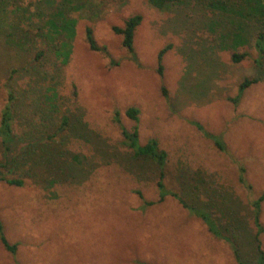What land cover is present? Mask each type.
<instances>
[{"label":"rangeland","instance_id":"rangeland-1","mask_svg":"<svg viewBox=\"0 0 264 264\" xmlns=\"http://www.w3.org/2000/svg\"><path fill=\"white\" fill-rule=\"evenodd\" d=\"M0 1V120L12 90L18 150L34 145L20 165L32 171L15 173L24 186L0 181V220L17 246L13 254L0 242V264H237L230 243L177 198L157 202L158 165L123 145L121 125L135 126L126 115L131 107L139 110L140 143L156 139L168 154V192L209 212L238 242L244 264H254L253 203L264 193L258 0H181L163 10L148 0H68L64 14L76 25L66 63L54 53L60 39L52 41L46 27L64 0ZM134 15L143 18L135 59L113 31ZM87 29L104 52L91 50ZM166 47L160 75L158 54ZM236 53L248 57L234 63ZM246 80L257 82L236 105ZM48 88L58 93L54 112L47 111ZM62 116L70 127L52 137ZM193 122L218 135L225 150ZM2 149L0 143V164ZM261 242L264 250V233Z\"/></svg>","mask_w":264,"mask_h":264},{"label":"trees","instance_id":"trees-1","mask_svg":"<svg viewBox=\"0 0 264 264\" xmlns=\"http://www.w3.org/2000/svg\"><path fill=\"white\" fill-rule=\"evenodd\" d=\"M181 0H148L149 4L158 10H163L167 8L169 5H173L178 3ZM68 0H64L60 3L57 8V12L53 13L50 19L46 22V27L50 29L49 38L54 41L56 39H60V43L58 45H54V53L56 57L62 59L63 63H66L71 54V41L75 36V25L76 20L66 17L65 13V4H69ZM259 8L257 9L259 12H264V0H258ZM3 8V2L0 1V10ZM143 18L139 15H134L127 19L124 23L123 27H114L113 31L115 34L123 37V46L128 49V51L133 55L134 59L135 50H134V40L135 34L138 27L141 25ZM87 42L93 51H102L104 52V48H100L94 38V34L92 29H87L86 33ZM64 39V40H63ZM255 49L260 55V59L264 58V34L260 33L255 40ZM170 47H166L162 49L158 54V65H159V74L163 73V59L166 53L169 51ZM43 56L40 52L37 54L36 59ZM248 57V53L242 54H233L232 61L234 63H240L244 61ZM260 61H258L259 63ZM257 81L246 80L241 85H239V91L237 96L232 99V102L236 105L240 102L244 92L249 88V85L255 84ZM163 94L166 96V90L163 88ZM58 93L54 88H48L45 94V102L47 106V111L54 112L59 108L58 101ZM19 99L16 94L12 90L7 91V102L1 111V120H0V143L3 147L4 154V163L0 164V181L7 183L10 186L23 187L25 182L22 177L15 175L16 172H20L21 175L29 174L32 171V168H28L27 164L24 169L21 168V164L27 160L29 157V153H32V148L34 149V145L22 147L18 150L17 142L19 138V134L16 133V123H17V112L16 105ZM127 117L132 119L135 122V126L128 130L126 127L121 125L122 128V136H123V145L133 153L135 158H147L154 161L160 170V180L158 182L159 188V200L158 203H161L165 200L168 195H172L177 198L179 202L186 208H188L192 213L201 218L203 223H205L208 227L209 232L216 238L225 239L231 245V249L234 255V258L237 264H244L243 259L241 257L240 249L238 242L233 238H230L225 235L222 228L216 223V220L212 217V215L204 209L190 207L185 203V200L180 197L176 193H170L166 189V186L163 183V179L165 176L164 167L168 161V154L165 150L160 148L159 142L156 139L149 140L145 145L140 143L139 139V110L135 107H131L126 111ZM119 122V119H118ZM193 125L200 130L204 136L214 142L216 147H218L221 151L225 150V144L222 139L215 134L209 133L206 131L204 126L198 122H193ZM70 127V118L68 116H62L60 126L55 131L52 137H56L64 134L68 131ZM23 138L31 139L28 134H24ZM22 141V138H19ZM37 148V147H36ZM51 153V152H50ZM24 166V165H23ZM29 169V170H28ZM8 170L11 174V177L8 176ZM27 171V172H26ZM244 172V170H242ZM17 176V177H16ZM195 180L198 183H202L203 179L199 172L195 174ZM240 181L242 183H246L244 176H241ZM142 197V194L139 193ZM156 202H147L145 205L152 206ZM264 203V193L253 203V225L256 228L255 234V243L257 249V260L254 264H264V250L262 248L261 236L264 233V226L261 224V212L262 205ZM0 242L2 246L10 253H16L17 246L9 243L6 238L3 230V224L0 220Z\"/></svg>","mask_w":264,"mask_h":264}]
</instances>
